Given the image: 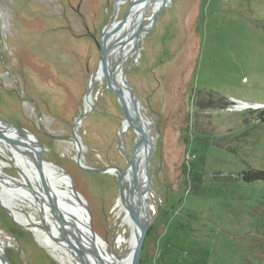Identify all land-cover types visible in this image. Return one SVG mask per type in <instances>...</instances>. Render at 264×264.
<instances>
[{
    "label": "rangeland",
    "instance_id": "1",
    "mask_svg": "<svg viewBox=\"0 0 264 264\" xmlns=\"http://www.w3.org/2000/svg\"><path fill=\"white\" fill-rule=\"evenodd\" d=\"M130 2L120 5L116 20ZM115 5L0 0V116L31 130L43 158L70 173L108 251L123 254L131 228L117 177L79 167L71 138L75 118L89 110L76 126L84 163L124 169L125 151L131 154L136 141L132 125L120 134L126 116L104 77L93 83L94 102L86 105L100 57L95 38L113 19ZM122 69L153 122L151 219L142 264H264V182L241 176L264 170V122L258 117L264 110V0H168ZM3 172L21 178L14 166ZM5 206L0 242L11 264H68ZM36 220L41 222L39 213Z\"/></svg>",
    "mask_w": 264,
    "mask_h": 264
},
{
    "label": "bare ground",
    "instance_id": "2",
    "mask_svg": "<svg viewBox=\"0 0 264 264\" xmlns=\"http://www.w3.org/2000/svg\"><path fill=\"white\" fill-rule=\"evenodd\" d=\"M118 7L125 2L126 0H117ZM154 10H157L160 7L161 0L154 1ZM118 8V11H119ZM143 9L139 6L135 5L132 7L130 11V15L128 17V21L125 22L124 26L119 29V31L112 30V32H108L104 35V42L108 44L109 42L116 41L120 38H124L123 44L114 45L111 48L107 58L109 62V67L116 62V60H120L122 67L126 62L129 55L134 54L138 49V43L142 36L140 34L138 38V42L134 40L135 33L137 32L139 20L133 23V16L138 15L140 18ZM144 21V19H142ZM117 22L110 26L112 28ZM149 22H144V24H148ZM128 29V33L126 30ZM145 33V32H144ZM143 33V34H144ZM110 36L112 39L110 41ZM114 38V39H113ZM123 70V69H122ZM122 76L121 71L118 74V79ZM98 78H103L101 72L95 77V80ZM94 80V82H95ZM124 99L126 103V108L131 115H134V107L128 97L127 91L124 90ZM93 95L92 93L86 97V105L93 104ZM243 107H250V103H242ZM143 129L146 133L147 142L145 146H140L136 152V162L138 169V178L140 180V185L142 189L145 188L146 191L142 198V203H139L137 197L133 199L134 203L139 206L138 210L141 213V216L151 219V210L148 204V181L149 175L142 168L144 164V159L146 154L151 150L152 138L151 136V126L152 120L148 117H143L141 120ZM132 124L128 122L127 118H123L121 122L120 134H124L125 132H129L130 126ZM135 131L136 141L140 136V132L137 128L132 125ZM4 128L3 124L0 122V129ZM7 135L18 139H24L22 135L18 131L8 132ZM35 141V139H33ZM28 143L33 144L32 140H27ZM135 141V142H136ZM75 151L77 150V146L74 143ZM22 144L15 145L14 143L8 141L7 139L0 138V153L4 155V159L0 158V192L3 193L2 201L5 205L8 206L9 210L13 213L14 217L23 225L32 227L36 235L41 243L46 245L52 252L61 259L63 262H67L68 264H83L75 252L72 245L69 241L74 243H82L81 240L84 239V236L80 237L78 232L75 231L74 227L71 228V225L67 223L69 219L72 221L77 220L79 229L82 231L86 230V226L83 223H87L89 221L88 210L83 205L84 197H77L73 192L72 181L70 178L65 176L61 171H59L53 164L46 162L43 164L44 176L46 179V183L48 184V188L42 182L40 177L38 166L35 162L34 150ZM5 166H14L21 173V178H15L8 176L3 172V167ZM15 182L16 184H14ZM133 182V174L131 170L126 172L124 178V189L126 193H128V187ZM13 183V184H11ZM11 185L16 188V190H20L19 186L22 188L20 193L15 192ZM52 200L56 202L59 208L65 214V222L63 223L56 214L60 213L58 209L54 212L52 209ZM19 205H29L32 207L33 212L30 215H26L22 212ZM121 210L125 211L124 221L131 228V236L128 239V249L123 254L110 253L108 251V244L105 239L98 237L96 240L97 246L96 248L101 253V259L105 264H131L132 252L134 249V245L139 234V227L134 222L132 217L130 216L126 206L121 203ZM39 213L41 222L36 220V215ZM43 221L48 225V229L44 228ZM123 221V222H124ZM124 222V223H125ZM93 226V225H92ZM74 232L72 233V231ZM122 240L120 238L119 242ZM85 241L86 240H82ZM5 249V245L0 242V249L2 247ZM86 253V251H85ZM75 258V260H74ZM89 264H96L95 257L86 253L84 257ZM76 261V262H75ZM0 264H5L3 262V258L0 256Z\"/></svg>",
    "mask_w": 264,
    "mask_h": 264
},
{
    "label": "water",
    "instance_id": "3",
    "mask_svg": "<svg viewBox=\"0 0 264 264\" xmlns=\"http://www.w3.org/2000/svg\"><path fill=\"white\" fill-rule=\"evenodd\" d=\"M152 1L154 2L155 0H131L129 8L125 12V14L120 19L116 20L118 8H119L118 7V1L116 0L115 12L113 15V19L109 23L105 24V26L101 30L99 39L95 38V43H96V46H97L98 51L100 53V57H99V63H98L97 68L93 72H91V74H90L89 84H88V88H87V92H86V95L88 97V95H90L92 92V87H93V83H94L96 75L98 74V72H101L103 77L106 79V86L116 93V95L118 97V101L122 107V110H123L128 122H130L132 125H134L135 128H137L139 130L140 136H139L138 140L133 144V146L131 148V154H129L128 151H125L127 161H128L127 166L124 169H122L120 166L114 165V164H108V165H103V166H94V165H88V164L84 163V161L82 159L81 139L76 132V126L87 115L89 110L86 111L84 114L80 113L75 118V122L73 124V133L71 136V138L74 140V142L77 146V150L75 151V160H76L79 167H81L82 169H84L86 171H90V172L115 174L117 177V180L119 183V195H120L121 202H122V204H124L126 206L130 216L132 217L134 222L139 227V234L137 236V239H136V242L134 245V249L132 252L131 264H141L142 251H143V247H144V240H145L146 234H147L149 226H150V220L147 219L146 217L141 216V213L138 210L139 206H137L133 201V199L135 197H137L139 200V203H142V198H143V195L145 194L144 191H146L145 188L147 189L146 186L144 187V189H142V186L140 185V180L138 178L137 162H136V152H137L138 148H140V146H142V145L145 146V144L147 142L146 133L143 129L141 120L143 119V117H148V116H146L144 114V112L142 111V106H141L140 100L138 99L132 84L128 81V79L125 75V72L122 70V64H121L120 60H116V62L109 67V62H108L107 56H108L111 48L114 47V45H117L118 43L123 44L126 40L124 41V38H120L116 41H112V42H109L108 44H106L104 42V35L108 32H112V30L119 31V29L122 28V26H124L125 22L128 21V17L130 15V11H131L132 7L137 5L141 9H143L140 18H138V15L133 16V23H135L137 20H139V25H138L139 27L137 29V32L135 33V36H134V38H135L134 40H136L138 42V38H139L140 34L148 31L154 25V23L158 19V16L160 15L161 11L168 5V0H161L160 7L153 12L150 20L148 21L149 23L146 26V24H144V21L142 19H144L146 9ZM114 21H116L117 23L112 28H110V26L114 23ZM120 71L122 73V76L120 79H118L117 76H118ZM124 90L127 91L128 97H129V99H130V101L134 107V111H135L134 115H131L126 108V103H125V99H124ZM0 122L3 124V127H4L2 129H0V138L7 139L8 141L14 143L15 145H17V144L25 145L26 147H28V150H30L29 147L32 148V150H34V155H35L34 159H35V162L38 166L40 177H41L42 182L45 185V187L48 188V184L46 183V179L44 176V170H43V164L48 162V161H46L43 158L42 144L39 141V139L37 138V136L31 130L26 128L25 126L15 125V124L7 121L6 119H4L1 116H0ZM11 131H18L24 139H18V138L12 137L10 135H7V133L11 132ZM28 139L32 140L33 144H31L32 142L28 143V141H27ZM33 139H35V141ZM120 141H121L122 146L124 147L122 136H120ZM150 153H151V150L146 154L145 159H144V164L142 166V168H144V170L148 173V175H149L148 166L150 164V161H149ZM49 163L53 164L59 171H61L65 176H67L68 178L71 179V181L73 183L72 184L73 192L76 194L77 197L82 198V195L80 194V192L76 189V187L74 185V181H73L70 173L57 164H54L52 162H49ZM128 170H131V172L133 174V182L128 187V193H126L123 183H124V178H125L126 172ZM13 183L16 184L15 182H13ZM13 183H11V184H13ZM82 200H83L82 201L83 205L88 210V212H90L88 209V206L86 204V201L83 198H82ZM0 205L3 206L5 209H7V207L4 204H0ZM52 209H53V211L54 210L56 211V209L59 210L60 213H58L56 215L64 223L65 222V217H64L65 214L62 211V209L58 207V205L56 204V202L54 200H52ZM77 222H78L77 220L71 221L70 219H69V221H67V223H69L71 225V228L74 227L75 231L78 232V235L80 237L84 236V239L86 240V242H85V241H82V240H84V239H82L81 240L82 243H77V244L72 242V241H69V243L72 245L75 252L79 256L81 262L83 264H89L87 262V260L84 258L86 253H88L89 255L95 257L94 261L96 264H105L103 262V260L101 259L102 257H101L100 251L96 248V246H97L96 240L98 239L99 235L92 226L91 214H89V221L87 223H83V225L86 226L85 231H82L79 229V225ZM43 225H44V228L48 229V225L44 221H43ZM73 232H74V230L72 231V233ZM1 247H2V249H0V256L3 258V262L5 264H11L8 257L6 256L4 247L3 246H1ZM85 251H86V253H85Z\"/></svg>",
    "mask_w": 264,
    "mask_h": 264
},
{
    "label": "trees",
    "instance_id": "4",
    "mask_svg": "<svg viewBox=\"0 0 264 264\" xmlns=\"http://www.w3.org/2000/svg\"><path fill=\"white\" fill-rule=\"evenodd\" d=\"M258 117L260 120L264 122V110L258 113ZM242 178L247 182H255L261 181L264 182V170L263 169H252V170H245L242 172ZM143 263V258L141 260V264Z\"/></svg>",
    "mask_w": 264,
    "mask_h": 264
}]
</instances>
